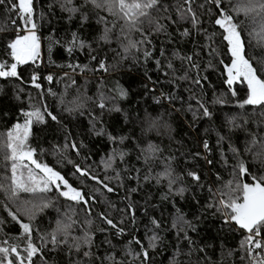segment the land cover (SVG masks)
<instances>
[{"label": "trees", "instance_id": "trees-1", "mask_svg": "<svg viewBox=\"0 0 264 264\" xmlns=\"http://www.w3.org/2000/svg\"><path fill=\"white\" fill-rule=\"evenodd\" d=\"M16 2L17 10L11 0L0 3V64L14 62L8 44L31 28L19 19ZM240 2L223 0L222 8L240 24L247 58L264 78L261 25L235 11ZM33 8L32 30L42 38L46 69L29 60L17 66L16 77H0V144L16 124L25 123V112L39 109L43 119L32 118L27 141L33 158L59 172L86 203L71 201L52 186L46 194L49 207L36 210L29 221L23 209L42 203L40 194L20 192L12 201L0 188V247L18 245V254L26 256L13 213L31 223L39 249L33 264H250L248 246L241 247L248 233L225 223L218 209L237 183L264 176V110L240 107L247 97L245 83L235 82L231 90L226 84L231 56L215 24V4L159 0L150 10L152 22L144 20L140 31L131 32L123 19L85 0H33ZM189 8L182 19L180 11ZM130 40L136 47L125 51ZM6 153L0 147V185L10 186ZM241 162L248 169L244 176ZM77 166L102 183L81 176ZM58 222L68 227L53 245ZM153 235L159 237L154 248L149 247ZM8 259L20 264L11 253ZM0 264H7L2 255Z\"/></svg>", "mask_w": 264, "mask_h": 264}, {"label": "snow or ice", "instance_id": "snow-or-ice-1", "mask_svg": "<svg viewBox=\"0 0 264 264\" xmlns=\"http://www.w3.org/2000/svg\"><path fill=\"white\" fill-rule=\"evenodd\" d=\"M13 3V10H17L16 0H11ZM68 3H71V0H67ZM86 3H91L95 8L106 10L113 16H118L124 20L123 27L127 28L129 32L131 31H140L139 25L148 20L149 23L151 20V11L157 8L159 0H85ZM190 0H185V3H189ZM215 4L216 8L219 10L217 18L215 19V24L222 29L223 39L227 42L228 53L231 56V64L226 66L227 80L226 84L231 90V86L235 82L245 83L247 85V97L240 103V107L245 105H251L253 107H260L264 110V78H261L258 74L257 69L253 66L251 61L247 58L246 53V44L242 38V31L240 29V24L236 22L235 17L228 11H225L222 8L223 0H211ZM0 3H4V0H0ZM69 11H75V9H68ZM33 0H18V13L19 19L24 22V24H31V29L36 27L33 23ZM185 11H191V9L181 10V18H184ZM235 11L237 13H243L246 17H251L254 21H259L261 25V34L264 35V0H241L239 4L235 6ZM143 18V19H142ZM104 18L101 17V20ZM15 23V21L13 22ZM192 23L195 25L197 19L193 14ZM31 29L27 30L25 35H17V37L8 44V48L11 50L10 55L12 63L9 65L0 64V77H16L17 76V66L27 63L29 60H35L39 54V39L35 35V32ZM159 29V26H158ZM105 30V36L103 39L107 40V32ZM74 38H75V34ZM183 35H189L187 31ZM128 47H136V44L129 41V45L125 48V51L128 50ZM71 51V49H69ZM149 53L145 52V56H148ZM188 61H191V57L184 58ZM159 64V61H157ZM101 68H105L103 63L100 64ZM169 68H172L171 63L168 65ZM193 67H198V65H193ZM7 69V70H5ZM51 81L52 77H47ZM180 79H187V76L180 77ZM35 87H39V84H36L37 76L33 75L32 77ZM197 84H200V79L194 81ZM121 95H125L123 90H121ZM232 95L235 96L236 92L232 91ZM217 102H222L218 100ZM199 103V101H198ZM101 108L104 107L103 104L100 105ZM200 107L204 108V115L208 116L210 113L203 103H200ZM24 116L27 117L23 125L16 124L14 128L7 132V139L5 142L0 144V147L7 150V153L4 156V160L10 162V171H11V185L3 186L0 185V188H3L7 192L8 199L15 201L19 197L20 192L31 193L34 196L39 195V199L42 201L40 204L33 205L32 208L25 207L23 209L24 215L28 216L29 221L35 219L36 210L49 207L50 201L47 198V193L52 190V186L56 187V190L59 191L60 195L80 203L85 201V197L82 193L71 186L69 182L60 175L59 172L53 170L46 164H42L34 159V150L28 145V137L30 134V126L33 122V117L36 120L42 121V116L40 115V110L35 109L30 112H25ZM55 119V117H53ZM252 144H256V138H253ZM75 147V145H73ZM204 147L207 149L208 145L205 142ZM250 150V149H249ZM235 152V149H233ZM27 162V163H25ZM34 165V167H32ZM106 167H111V158L105 162ZM36 170H39L38 172ZM76 171L80 173L81 176L87 177L89 179L96 180L97 183H102L95 176L90 175L86 170L81 169L77 166ZM248 173L244 163L239 164V175L244 176ZM170 175V173H166ZM193 179L198 180L199 177L195 173H189ZM252 183H237L234 189H231L228 193L227 200H220L219 211H222L225 215V223L229 221L235 223L239 229L245 230L248 235L241 242V247H247V255L251 261V264H264V254L254 253L253 249H264V240L255 239L264 235V176L259 178L253 176ZM170 185L172 181H169ZM63 185V190L61 189ZM107 188V191H113L112 188L104 185ZM135 189H133L134 191ZM180 194H183V189L180 190ZM19 210V209H18ZM227 210V211H224ZM12 216V219L20 224L22 233L25 239L26 247L24 252L26 253L25 257H22L18 254V245H11L10 247H0V255L3 256L4 260L7 261V264H15L13 260L8 259L9 254L15 256L16 261H19L20 264H23L26 259L29 264H33V256L38 254V247L33 243L32 238V226L31 223H22L18 217L9 213ZM106 222L112 227H116L115 224L107 217H102ZM155 223V221H153ZM177 225L174 224V227ZM67 225L60 224L58 222L56 230L51 234V243L56 245L60 241L57 239V233H66ZM182 230V229H181ZM122 232L123 230H118ZM43 240L44 238L41 237ZM159 239L158 236L153 235L149 237V247H156V241ZM140 243V241H136ZM85 243L90 244L91 238L86 236ZM79 249L80 245H75ZM145 258L147 259L146 250L143 252ZM85 256H88L89 253L85 252Z\"/></svg>", "mask_w": 264, "mask_h": 264}, {"label": "built area", "instance_id": "built-area-1", "mask_svg": "<svg viewBox=\"0 0 264 264\" xmlns=\"http://www.w3.org/2000/svg\"><path fill=\"white\" fill-rule=\"evenodd\" d=\"M32 31H35V30H32ZM38 36H39V40L42 41V38H41L40 34H38ZM40 56H41L40 64L43 66V61H42V43H41V54H40ZM43 68L46 69L45 66H43ZM34 75H36L37 78H38V75H37V74H34ZM50 75H51V74H47V75L45 76V79H47V77H49ZM32 77H33V76H32ZM206 143H207V142H206ZM204 145H205V142L203 143L202 148H203L205 154H207V153H208V150L204 147ZM225 219H226V217H224L223 220L225 221ZM229 223H231V221H229ZM247 235H248V234H247ZM255 239H261V240H264V236L256 237ZM248 247H250V246H248ZM253 251H254V253H262V254H264V249H253ZM248 260H249V262H250V264H251V261H250L249 258H248Z\"/></svg>", "mask_w": 264, "mask_h": 264}, {"label": "rangeland", "instance_id": "rangeland-1", "mask_svg": "<svg viewBox=\"0 0 264 264\" xmlns=\"http://www.w3.org/2000/svg\"><path fill=\"white\" fill-rule=\"evenodd\" d=\"M28 29H31V28H25L23 31H21V34L20 35H25V34H27V30ZM32 30V29H31ZM35 32V31H34ZM37 37H38V39H39V36L38 35H36ZM41 41L39 40V54H38V56H37V58L34 60V61H37V62H40V59H41V56H40V54H41ZM30 61H33V60H30ZM64 190H66V189H64Z\"/></svg>", "mask_w": 264, "mask_h": 264}]
</instances>
